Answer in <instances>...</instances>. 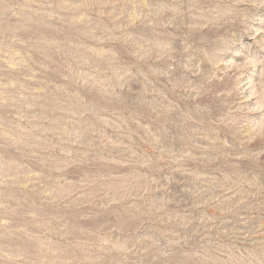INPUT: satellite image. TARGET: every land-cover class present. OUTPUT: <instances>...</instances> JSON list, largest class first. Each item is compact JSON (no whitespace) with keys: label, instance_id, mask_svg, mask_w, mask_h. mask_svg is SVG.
Segmentation results:
<instances>
[{"label":"rangeland","instance_id":"obj_1","mask_svg":"<svg viewBox=\"0 0 264 264\" xmlns=\"http://www.w3.org/2000/svg\"><path fill=\"white\" fill-rule=\"evenodd\" d=\"M0 264H264V0H0Z\"/></svg>","mask_w":264,"mask_h":264}]
</instances>
